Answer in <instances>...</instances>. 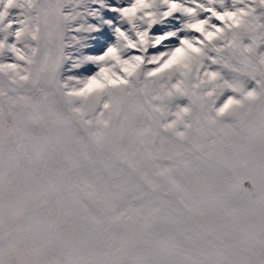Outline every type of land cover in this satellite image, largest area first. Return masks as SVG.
<instances>
[{
  "label": "snow or ice",
  "instance_id": "1",
  "mask_svg": "<svg viewBox=\"0 0 264 264\" xmlns=\"http://www.w3.org/2000/svg\"><path fill=\"white\" fill-rule=\"evenodd\" d=\"M0 264H264V0H0Z\"/></svg>",
  "mask_w": 264,
  "mask_h": 264
}]
</instances>
